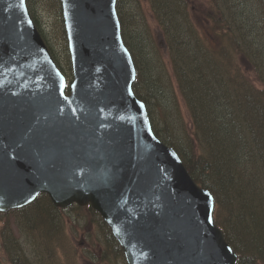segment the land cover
<instances>
[{"label": "water", "instance_id": "obj_1", "mask_svg": "<svg viewBox=\"0 0 264 264\" xmlns=\"http://www.w3.org/2000/svg\"><path fill=\"white\" fill-rule=\"evenodd\" d=\"M72 81L26 0H0V211L39 194L90 206L127 264H236L214 199L153 133L133 91L117 0H60Z\"/></svg>", "mask_w": 264, "mask_h": 264}, {"label": "trees", "instance_id": "obj_2", "mask_svg": "<svg viewBox=\"0 0 264 264\" xmlns=\"http://www.w3.org/2000/svg\"><path fill=\"white\" fill-rule=\"evenodd\" d=\"M26 1L53 59L65 73L34 15V0ZM44 1L60 18L66 73L71 76L60 1ZM139 1L118 0L116 4L122 39L136 68L133 91L146 104L156 136L178 153L193 180L214 196V222L237 254V264H264V0H202V26L192 16L194 0H145L156 20L169 71L158 43L148 34L143 14L138 18L133 11ZM129 3L133 8L126 12ZM172 80L190 120L181 132L170 131L166 113L163 127L153 123L151 104H159V95L170 88ZM166 105L165 111H171L169 102ZM78 208L92 223L98 219L109 263L120 254L123 257L101 217L89 206ZM25 209L21 227L26 241L8 248L6 226L1 230L10 264H60L56 251L66 242L70 246L60 219L62 209L53 207L46 195ZM29 213H47L58 226L32 224ZM37 220L43 221L42 215ZM46 237L52 242L51 251L44 245ZM29 245L44 251L41 260L40 256L35 260L36 252L28 256Z\"/></svg>", "mask_w": 264, "mask_h": 264}, {"label": "rangeland", "instance_id": "obj_3", "mask_svg": "<svg viewBox=\"0 0 264 264\" xmlns=\"http://www.w3.org/2000/svg\"><path fill=\"white\" fill-rule=\"evenodd\" d=\"M139 2V7H135V10L133 11L136 12L138 18H140L141 14H143L144 18L143 16L141 18L145 19L148 34H150L151 39L154 41V43H158L161 49L162 62L166 69L169 71L167 63V54L165 48H163V42L161 39V35L158 32L156 20L154 19L150 8L145 2V0H140ZM201 3L202 0H194L191 2L192 16L200 26H202L200 12L203 10V6ZM32 7L34 8L35 17L37 16V21L41 24L42 27L45 28L47 32L46 35H48V38L53 45V53L58 61V64L66 73V56L64 50V41L61 31V22L57 11L54 10V7L52 5L49 6L48 2L44 0H34L32 2ZM132 8L133 3L126 4V6L124 7V11L129 12ZM205 28H208V25H206ZM129 30L131 31V33H133V30L135 29ZM143 35H145V32H143ZM136 37H140L138 33H136ZM246 73L249 72L246 71ZM66 74L70 76V74ZM249 75L252 79H254L252 73H249ZM159 99L160 100L158 102V105L151 104L152 117L154 119L153 123H155V125H157L158 127H163L164 113L167 114L165 116L168 117L166 119L170 131L174 129L178 132H181L183 131L184 127H188L190 125L187 109L178 94L173 80L172 84L170 85V88H165L163 90L162 95H159ZM167 102H169L171 110L169 112L165 111V107L168 108V106L166 105ZM27 212L28 210L25 209L14 210L7 214L0 213L1 264H10L4 251V243L3 238L1 237V230L4 226H6L8 248H10L12 245L19 243L20 241H26V236L21 226H24L23 222H25V215ZM38 215H42L43 221L37 220ZM28 217L31 220L32 224H37V226H58L57 223L55 224L50 221V216L47 213H29ZM60 219L62 226H64V236L70 240L71 246L70 247L69 244L66 242V246H61L62 248L60 247L59 250L56 251V254L58 255V258L56 260H58L60 264H110L106 252L108 250V246L104 243V239L99 228L100 225L97 223L98 219H95L96 223H92L91 218L85 215V213L82 212L78 208V206L75 205L71 208L62 210L60 213ZM222 222L224 223V221ZM8 239L12 241H8ZM44 239V245L49 247V250L51 251V240L48 237ZM36 245H29L30 248L29 246L27 247V253L29 257L30 254H35L36 252L35 260H37L38 256L42 254L40 253L42 252V250H40L39 247H36ZM24 249L25 245H23V251ZM56 260H54V262H56ZM34 264L38 263L34 261ZM112 264H126V262L124 260V257H122L120 254L118 258L112 262Z\"/></svg>", "mask_w": 264, "mask_h": 264}]
</instances>
